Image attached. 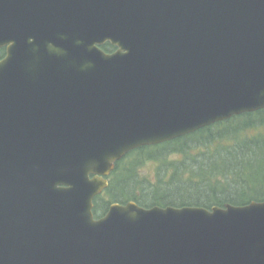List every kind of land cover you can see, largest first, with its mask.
<instances>
[{
    "label": "water",
    "instance_id": "95a60500",
    "mask_svg": "<svg viewBox=\"0 0 264 264\" xmlns=\"http://www.w3.org/2000/svg\"><path fill=\"white\" fill-rule=\"evenodd\" d=\"M4 45L0 264H264V202L93 211L130 151L264 109V0H0Z\"/></svg>",
    "mask_w": 264,
    "mask_h": 264
},
{
    "label": "trees",
    "instance_id": "16d2710c",
    "mask_svg": "<svg viewBox=\"0 0 264 264\" xmlns=\"http://www.w3.org/2000/svg\"><path fill=\"white\" fill-rule=\"evenodd\" d=\"M102 47L108 52L115 49L109 42ZM135 153L140 157L127 164L126 159ZM175 154L184 155V159L172 164L171 175L168 167L158 174L156 181L138 176L137 167L144 161L143 155L165 159ZM106 193L108 198L103 195L95 198V213L99 211V200L105 201L104 212L111 202L128 200L144 207L208 209L264 202V109L128 153L117 162Z\"/></svg>",
    "mask_w": 264,
    "mask_h": 264
},
{
    "label": "rangeland",
    "instance_id": "374dc122",
    "mask_svg": "<svg viewBox=\"0 0 264 264\" xmlns=\"http://www.w3.org/2000/svg\"><path fill=\"white\" fill-rule=\"evenodd\" d=\"M138 154H133L131 155L128 159H126V163L129 164L130 163H135V161H137L138 159ZM142 159H144V161L141 163L140 166L137 167V173L138 176H140L141 178H149L151 180L156 181L157 176H159L158 174L163 173L166 171V169L169 167V171L168 174L171 175L172 173V164L174 162H179L181 160L184 159V155H172V156H168L165 159L164 158H158V159H153V158H148L146 155L142 156ZM142 159L139 160V162L142 161ZM164 159V160H163ZM171 168V169H170ZM111 179V177H110ZM108 193V192H107ZM105 192V194L103 195L105 198H108V194ZM140 194V192H139ZM107 200V199H105ZM105 201H101L99 200V211L98 213H104V209L106 208V206L104 205ZM100 207H103L100 210Z\"/></svg>",
    "mask_w": 264,
    "mask_h": 264
},
{
    "label": "flooded vegetation",
    "instance_id": "af4514ba",
    "mask_svg": "<svg viewBox=\"0 0 264 264\" xmlns=\"http://www.w3.org/2000/svg\"><path fill=\"white\" fill-rule=\"evenodd\" d=\"M8 54V45H4L0 47V61H2ZM106 216V213H95V219H101Z\"/></svg>",
    "mask_w": 264,
    "mask_h": 264
}]
</instances>
